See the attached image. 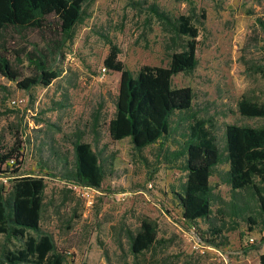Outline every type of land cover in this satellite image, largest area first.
Wrapping results in <instances>:
<instances>
[{
  "label": "rangeland",
  "instance_id": "obj_1",
  "mask_svg": "<svg viewBox=\"0 0 264 264\" xmlns=\"http://www.w3.org/2000/svg\"><path fill=\"white\" fill-rule=\"evenodd\" d=\"M179 17L197 30V65L173 76L171 85L192 91L191 109L172 117L167 141L138 152L129 138L114 142L108 136L120 75L103 72V60L114 46L133 75L143 66L166 68L188 41L176 32ZM23 36L15 38L27 51L46 47L36 32ZM10 59L21 80L36 73L24 57ZM49 63L58 76L47 87L22 91L0 76V147H21L19 166L7 169L18 173L7 172L0 183L8 189L16 177L43 179L39 232L52 238L62 264H259L264 233L257 205L250 202L240 218L229 215L231 191L217 177L227 165L217 166L209 179L216 197L210 218L187 223L176 198L186 174L170 152L195 121L204 123L220 151L226 126L264 129V118L238 112L242 101L264 106V0H87L62 56ZM15 99L23 104L12 106ZM77 135L99 158L98 189H78L62 179L72 168ZM144 221L154 226L156 243L135 256L128 235ZM21 247L0 234V264Z\"/></svg>",
  "mask_w": 264,
  "mask_h": 264
},
{
  "label": "trees",
  "instance_id": "obj_2",
  "mask_svg": "<svg viewBox=\"0 0 264 264\" xmlns=\"http://www.w3.org/2000/svg\"><path fill=\"white\" fill-rule=\"evenodd\" d=\"M87 0H0V76L16 83L19 90L28 91L41 85L47 87L57 78L49 58L62 56V50L70 39L72 30L79 23L82 7ZM176 32L188 39L185 50L174 53L166 68L143 66L133 75L118 60L119 51L112 46L103 60L108 72L120 75L115 113L107 125L109 138L116 142L129 138L134 149L141 152L172 134L171 119L191 109L193 94L189 88H172L173 76L195 69L197 30L190 19L179 17ZM38 33L45 48L33 46L27 51L20 46L15 36L24 40L23 33ZM10 41V42H9ZM24 57L36 73L23 78L14 68L10 55ZM239 114L248 119L264 118V106L242 101ZM178 123L175 125V129ZM73 163L65 169L62 179L78 186L98 189L103 180V171L96 153L89 144L77 135L72 143ZM20 146L11 150L0 147V177L7 172L17 174L18 169L7 171L9 163L19 166ZM180 160L185 182L176 195L182 219L187 223L207 220L215 200L209 179L217 166L227 165L219 172L221 184L230 188L231 200L226 204L230 216L240 218L249 213L254 201L264 233V129L249 126L228 125L224 130L223 150L217 146L212 133L201 121L189 123L187 134L176 150L170 152ZM67 167V165H64ZM45 185L42 178L16 177L8 189L0 183V234L22 242V247L8 252L7 264H62L52 238L39 232ZM246 221L255 224L251 217ZM37 233V237L27 235ZM219 233V231H216ZM130 251L138 256L156 243L154 226L142 222L137 232L128 235ZM210 242V241H207ZM264 248V234L260 238ZM264 264V253L259 256Z\"/></svg>",
  "mask_w": 264,
  "mask_h": 264
},
{
  "label": "built area",
  "instance_id": "obj_3",
  "mask_svg": "<svg viewBox=\"0 0 264 264\" xmlns=\"http://www.w3.org/2000/svg\"><path fill=\"white\" fill-rule=\"evenodd\" d=\"M106 69L103 68V72H105ZM12 106L14 107H17V106H20L23 104V100L21 99H15V100H12L11 103H10ZM78 189H82V190H87L89 188H86V187H82V186H78L76 185Z\"/></svg>",
  "mask_w": 264,
  "mask_h": 264
}]
</instances>
